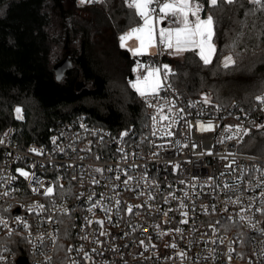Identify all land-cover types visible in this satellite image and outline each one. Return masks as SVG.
<instances>
[{
    "label": "built area",
    "instance_id": "1",
    "mask_svg": "<svg viewBox=\"0 0 264 264\" xmlns=\"http://www.w3.org/2000/svg\"><path fill=\"white\" fill-rule=\"evenodd\" d=\"M162 24L176 26L170 16ZM157 49L162 87L139 96L142 127L115 131L75 115L41 143L21 144L16 126L2 133L0 264H264V156L240 149L264 130V94L250 107L205 102L173 85L163 58L174 51ZM138 64L143 79L152 66ZM64 216L73 238L62 252Z\"/></svg>",
    "mask_w": 264,
    "mask_h": 264
},
{
    "label": "trees",
    "instance_id": "2",
    "mask_svg": "<svg viewBox=\"0 0 264 264\" xmlns=\"http://www.w3.org/2000/svg\"><path fill=\"white\" fill-rule=\"evenodd\" d=\"M216 51L210 64L197 51L164 56L171 80L194 97L208 96L220 106L233 100L244 107L264 94V9L251 0L210 8ZM128 0H0V136L20 128L21 144L44 142L59 120L85 115L89 121L119 131L140 128L149 115L138 95L125 89L115 103L105 99L113 70L122 80L132 76L134 59L121 47L120 35L141 23ZM232 55L235 64L221 59ZM96 102V103H95ZM24 111L19 122L16 109ZM240 149L264 156V130L250 133ZM264 215V214H263ZM70 216L60 218V250L72 241ZM26 254V253H23Z\"/></svg>",
    "mask_w": 264,
    "mask_h": 264
},
{
    "label": "snow or ice",
    "instance_id": "3",
    "mask_svg": "<svg viewBox=\"0 0 264 264\" xmlns=\"http://www.w3.org/2000/svg\"><path fill=\"white\" fill-rule=\"evenodd\" d=\"M91 2V0H80V3L84 4ZM99 2V0H96ZM235 0H208L210 8H217L222 3L233 4ZM252 3L264 9V0H251ZM155 5V6H154ZM128 7L136 10L137 15L142 20V24L139 27L131 29L125 35L120 37L121 46H127V41L135 37L138 41L137 46L129 47V51L133 55L148 54V50L155 48L157 44V36L159 37V43L164 48L172 49L176 54L189 50H198V55L205 64L212 62V56L216 51L213 38L215 36V20L213 14L206 15L205 18H201L200 13L204 11V4L201 0H128ZM158 9V11H157ZM172 17L173 21L177 25L176 27H159L166 18ZM190 17H194L190 19ZM235 64V61L231 56L224 59V67ZM141 65L137 64V69ZM165 73L167 75L171 69L167 65L164 66ZM161 69L156 68L149 71L148 75L141 79L137 77L135 82L132 83V87L141 95L157 94L162 87V81L159 78ZM207 102V97H205ZM264 102V101H262ZM21 109L17 108V118H22L20 113ZM163 112V108L160 109ZM155 119V118H153ZM162 119L167 120V116H162ZM191 127V126H190ZM202 131H212L213 125L208 122L206 125H201ZM127 133H125L126 135ZM170 134V133H169ZM2 142V141H0ZM55 142V141H53ZM36 154H40L36 149H32ZM21 176L25 179L37 180L35 176L29 175L23 169L17 170ZM42 184V181H38ZM33 191H38L37 188H33ZM53 189L51 187L45 189V195H51ZM38 207L42 208V205ZM131 210V209H129ZM7 226V221L0 220ZM98 223H103L98 221ZM103 234V233H101ZM175 247V245H173ZM183 253L181 256L183 257Z\"/></svg>",
    "mask_w": 264,
    "mask_h": 264
},
{
    "label": "rangeland",
    "instance_id": "4",
    "mask_svg": "<svg viewBox=\"0 0 264 264\" xmlns=\"http://www.w3.org/2000/svg\"><path fill=\"white\" fill-rule=\"evenodd\" d=\"M141 24H142V22L139 25H137L136 27H139ZM129 31H131V29ZM158 41H159V37L157 36V44H158ZM119 42H120V45H121L120 37H119ZM127 43H130V46L129 47H133V46H137L138 45V41H136L135 37H133L132 39H130L129 41H127ZM157 44H156V47L155 48H152V49H149L148 50V54H144V55H133V53L131 51H129L128 45H127V47H122L121 46L122 48L127 49L131 53V55H132V57L134 59L140 57L141 59L144 58V60L143 61H137L136 64H134V65L131 66L130 69H131V74L133 75V78L128 77L127 79L122 80L120 78V71L117 70V69L116 70H113V74L111 76V82L108 85V88H109V90L112 93H110V96L105 99L106 102L115 103L116 101H118L119 100V97L121 96V94L124 92L125 89H129L132 92H134L136 95L140 96V94L132 87V83H130V82H135L136 79H137V77H138L136 75V66H137V64L139 62H142L144 64L147 63L150 66H152V68L150 70L158 68V63H157V53H158ZM178 55H180V53L179 54H176L174 52V56H178ZM228 56H231L232 57V55H226V56H224L221 59V64L223 66H224V59L226 57H228ZM165 65H167L169 69L171 68L167 63L164 62V66ZM159 78H160V74H159ZM160 80H161V78H160ZM203 97L204 98L207 97V100H210V98L208 96H205L204 95ZM22 112H23V110L21 111V113ZM21 113H20V115H21ZM15 114H16V117H17V115H18L17 112H15Z\"/></svg>",
    "mask_w": 264,
    "mask_h": 264
},
{
    "label": "crops",
    "instance_id": "5",
    "mask_svg": "<svg viewBox=\"0 0 264 264\" xmlns=\"http://www.w3.org/2000/svg\"><path fill=\"white\" fill-rule=\"evenodd\" d=\"M200 15H201V13H200ZM201 18H205V17H203L202 15H201ZM190 19H193L194 20V17H190ZM142 22V21H141ZM177 26V25H176ZM176 26H174V27H176ZM136 27V26H135ZM160 27H170V26H168V25H166V24H162ZM132 28H134V27H132ZM132 28H130V29H132ZM130 29H128V30H126L125 32H123L121 35H120V37L122 36V35H125L127 32H129V30ZM127 45H128V48H129V46H130V43H127ZM125 47H127V46H125ZM195 51H197V53H198V50H195ZM183 53V52H182ZM181 54V53H180ZM214 55H215V53H214ZM214 55L212 56V60H213V58H214Z\"/></svg>",
    "mask_w": 264,
    "mask_h": 264
},
{
    "label": "water",
    "instance_id": "6",
    "mask_svg": "<svg viewBox=\"0 0 264 264\" xmlns=\"http://www.w3.org/2000/svg\"><path fill=\"white\" fill-rule=\"evenodd\" d=\"M130 77L133 78V75ZM17 264H28V261L25 257H20L17 261Z\"/></svg>",
    "mask_w": 264,
    "mask_h": 264
}]
</instances>
